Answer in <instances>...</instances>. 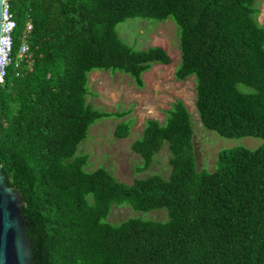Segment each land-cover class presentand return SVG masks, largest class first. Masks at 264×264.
Listing matches in <instances>:
<instances>
[{
	"label": "trees",
	"instance_id": "obj_1",
	"mask_svg": "<svg viewBox=\"0 0 264 264\" xmlns=\"http://www.w3.org/2000/svg\"><path fill=\"white\" fill-rule=\"evenodd\" d=\"M6 1L16 22L14 60L24 35L29 49L0 84V168L25 202L34 264H264V142L223 149L215 170L198 171L191 114L177 100L163 122L147 119L131 143L146 168L167 142V178L128 184L103 167L86 171L88 154H76L90 125L112 116L86 101L92 70L127 74L142 87L144 72L171 61L160 46L135 48L118 36L116 25L134 17L175 23L174 78L193 76L204 127L264 139L257 0ZM129 133V120L114 129L118 138ZM122 202L166 208L168 219L107 221L111 204Z\"/></svg>",
	"mask_w": 264,
	"mask_h": 264
},
{
	"label": "rangeland",
	"instance_id": "obj_2",
	"mask_svg": "<svg viewBox=\"0 0 264 264\" xmlns=\"http://www.w3.org/2000/svg\"><path fill=\"white\" fill-rule=\"evenodd\" d=\"M255 6L257 21L264 26V0H257ZM118 36L135 48L157 45L164 48L171 61L168 64H154L143 73L144 84L138 87L133 78L121 72L92 70L88 75L86 101L93 107L112 113L90 125L86 137L79 143L76 154L86 153V171L103 167L118 180L132 183L134 179L150 174L167 178L171 167L168 143L164 142L151 164L144 168L143 159L131 149V143L141 136L147 119L163 122L173 103L180 100L191 114L193 146L196 169L213 171L217 168L219 151L242 146L254 149L264 142L255 136L225 137L204 127L195 105V83L193 76L184 80L174 78V70L180 61L177 27L171 18L158 21L151 18H127L116 25ZM239 87L251 90L244 84ZM117 116V113H123ZM129 120L130 133L127 137L114 135L117 124ZM92 202L91 196H88ZM165 221L166 208L136 210L127 202L112 203L106 218L112 224H119L127 218Z\"/></svg>",
	"mask_w": 264,
	"mask_h": 264
},
{
	"label": "water",
	"instance_id": "obj_3",
	"mask_svg": "<svg viewBox=\"0 0 264 264\" xmlns=\"http://www.w3.org/2000/svg\"><path fill=\"white\" fill-rule=\"evenodd\" d=\"M2 3L0 0V36ZM4 179L0 168V264H34L21 213L25 202L18 190L6 185Z\"/></svg>",
	"mask_w": 264,
	"mask_h": 264
},
{
	"label": "built area",
	"instance_id": "obj_4",
	"mask_svg": "<svg viewBox=\"0 0 264 264\" xmlns=\"http://www.w3.org/2000/svg\"><path fill=\"white\" fill-rule=\"evenodd\" d=\"M7 3V1H6ZM7 14L4 15L2 13V28H1V36H0V62H5L7 64L5 68V72L7 73L8 67L14 62V66L16 68L20 67L21 61L24 57H26L29 45L27 40H25L26 35L23 36V40L19 46V50L17 52L16 58L14 60L13 57V45H14V30L16 27V22L13 19L12 13L10 11L9 4L7 3ZM31 28V24H26V29L29 30ZM18 74V73H17ZM5 80V75L3 76V82ZM2 84V83H0Z\"/></svg>",
	"mask_w": 264,
	"mask_h": 264
},
{
	"label": "clouds",
	"instance_id": "obj_5",
	"mask_svg": "<svg viewBox=\"0 0 264 264\" xmlns=\"http://www.w3.org/2000/svg\"><path fill=\"white\" fill-rule=\"evenodd\" d=\"M7 8H8V5L6 3V0H3L2 13L4 15L7 14ZM6 66H7V64L5 62H0V83H3V76L6 75V72H5Z\"/></svg>",
	"mask_w": 264,
	"mask_h": 264
}]
</instances>
